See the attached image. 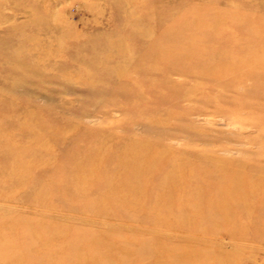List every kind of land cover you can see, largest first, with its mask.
<instances>
[{"label":"rangeland","instance_id":"1","mask_svg":"<svg viewBox=\"0 0 264 264\" xmlns=\"http://www.w3.org/2000/svg\"><path fill=\"white\" fill-rule=\"evenodd\" d=\"M0 264H264V0H0Z\"/></svg>","mask_w":264,"mask_h":264},{"label":"bare ground","instance_id":"2","mask_svg":"<svg viewBox=\"0 0 264 264\" xmlns=\"http://www.w3.org/2000/svg\"><path fill=\"white\" fill-rule=\"evenodd\" d=\"M151 164V163H150Z\"/></svg>","mask_w":264,"mask_h":264}]
</instances>
